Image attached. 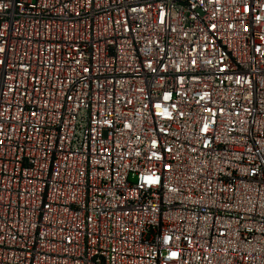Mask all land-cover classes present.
<instances>
[{"label":"built area","instance_id":"obj_1","mask_svg":"<svg viewBox=\"0 0 264 264\" xmlns=\"http://www.w3.org/2000/svg\"><path fill=\"white\" fill-rule=\"evenodd\" d=\"M0 264H264V0H0Z\"/></svg>","mask_w":264,"mask_h":264}]
</instances>
